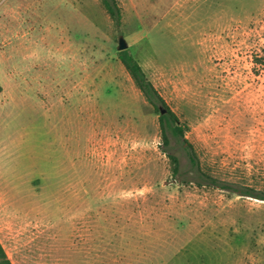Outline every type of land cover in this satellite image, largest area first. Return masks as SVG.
Segmentation results:
<instances>
[{
    "label": "rangeland",
    "instance_id": "obj_1",
    "mask_svg": "<svg viewBox=\"0 0 264 264\" xmlns=\"http://www.w3.org/2000/svg\"><path fill=\"white\" fill-rule=\"evenodd\" d=\"M0 0V241L13 264H264V0ZM123 36L200 168L172 175ZM181 172L185 151L172 143Z\"/></svg>",
    "mask_w": 264,
    "mask_h": 264
},
{
    "label": "trees",
    "instance_id": "obj_2",
    "mask_svg": "<svg viewBox=\"0 0 264 264\" xmlns=\"http://www.w3.org/2000/svg\"><path fill=\"white\" fill-rule=\"evenodd\" d=\"M103 7L113 20L116 26L121 23V11L115 0H100ZM118 58L124 68L132 78L136 87L141 92L145 101L152 107V110L158 115V125L161 136V148L169 158L171 163L172 175H181L191 173L192 181L200 185H208L220 189L231 190L229 183L223 182L200 168L199 158L192 144L185 137V124L182 123L175 112L168 106L162 95L148 78L146 72L128 51V49L118 51ZM160 109H164L160 113ZM172 143L180 145L185 151V157L188 161L189 169L181 172V163L177 154L170 151ZM240 194L251 196L264 200V194L255 193L252 189L240 191ZM0 264H13L7 255L0 241Z\"/></svg>",
    "mask_w": 264,
    "mask_h": 264
},
{
    "label": "water",
    "instance_id": "obj_3",
    "mask_svg": "<svg viewBox=\"0 0 264 264\" xmlns=\"http://www.w3.org/2000/svg\"><path fill=\"white\" fill-rule=\"evenodd\" d=\"M127 42L125 41V39L123 38V36H120L119 37V40H118V45H117V49L120 51V50H124L127 48ZM164 112V109H160V113H163Z\"/></svg>",
    "mask_w": 264,
    "mask_h": 264
}]
</instances>
